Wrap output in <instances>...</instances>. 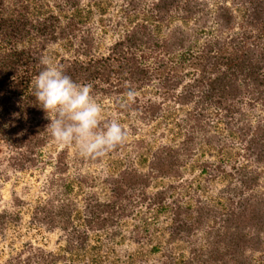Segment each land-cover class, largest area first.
Masks as SVG:
<instances>
[{"label": "trees", "instance_id": "obj_1", "mask_svg": "<svg viewBox=\"0 0 264 264\" xmlns=\"http://www.w3.org/2000/svg\"><path fill=\"white\" fill-rule=\"evenodd\" d=\"M239 1L245 6L248 29L208 38L192 49L189 36L178 28L158 37L145 23H136L113 41L105 55L95 56L91 53V37L80 33L74 17L60 20L52 12L38 16L25 0H0V123L9 135L8 167L20 170L36 166L38 149L54 140L46 130L50 121L32 95L33 80L43 68L42 51L49 43L76 36L72 56L60 58L56 64L76 82L91 83L94 91L117 97L130 86L136 90L154 80L163 99L191 106L185 118L190 132L184 134L177 146L159 145L151 153L144 172L127 168L105 177L106 200H99L92 192L82 197L81 228L75 227L70 217L74 203L67 198L68 188L61 178L65 171L62 153L55 158L51 175L56 177H50L49 195L43 204L34 207L32 219L48 229L61 230L67 249L81 248L87 232L112 227L130 214L134 206L130 204H136V197L148 200L146 206L166 202L174 185L168 184L150 194L145 189L154 178L179 177L180 167L191 156L195 140L208 142L214 138L203 133V113L208 108L219 112L222 121L237 123L242 148L256 163L264 162V121L244 120L241 107H264V0ZM60 2L68 10L77 6V0ZM201 4L195 0H155L150 9L156 20H162L174 8L181 11L183 18L201 19L205 15ZM127 5L134 4L128 0ZM221 17L222 6L218 5L214 18L219 29L224 21ZM227 28L232 30L231 25ZM127 108L136 107L130 104ZM158 109V103L148 101L139 112L153 116ZM234 172L237 183H228L224 188L238 193L239 198L233 202L228 197L227 207L221 212L206 203L200 204L197 198L192 205H182L176 198L167 200L171 215L169 239L201 229L208 218L217 222V226L206 230L203 249L190 246V257L177 264H250L251 254L264 243V192H252L260 173L256 168L243 167ZM53 186L58 190L51 192ZM244 192L248 195L241 197ZM28 248L24 257L18 254L0 264H50L56 258L39 248Z\"/></svg>", "mask_w": 264, "mask_h": 264}, {"label": "rangeland", "instance_id": "obj_2", "mask_svg": "<svg viewBox=\"0 0 264 264\" xmlns=\"http://www.w3.org/2000/svg\"><path fill=\"white\" fill-rule=\"evenodd\" d=\"M25 1L34 7L31 10L38 16L52 12L57 13L60 20L74 17L79 23L80 33L91 37V53L95 56L105 55L113 41L136 23H145L158 37L178 28L189 36L188 43L192 49L208 38L249 28L248 19L243 14L245 6L239 0H195L203 4L200 6L205 15L201 19L197 16L183 18L181 11L174 8L165 13L162 20H156L150 9L155 0H132L133 6L127 5L128 0H77V6L70 10L63 8L60 0ZM218 5L222 6L224 15L220 29L214 18ZM230 25L232 30L227 28ZM75 38L47 44L42 56L51 57L55 63L60 58H70L72 48L77 45ZM136 92L132 103L136 108L129 109L120 107L124 95L114 97L113 94L105 95L93 90L94 97L103 107L102 119L115 118L128 130L126 142L101 159L83 158L75 146L58 145L49 140L36 152V166L12 169L6 164L9 135L5 132L6 126L0 123V214H3L0 218V263L18 254L24 257L29 252L28 247H36L56 257L50 264H159L161 261L177 264L190 257V246L203 249L206 230L211 225L217 226V222L208 218L201 229L169 239L171 215L167 200L176 198L182 205H192L197 198L200 204L206 203L221 212L227 207L228 197L233 202L239 198L238 193L224 188L228 183H237L234 171L239 167L246 170L256 168L260 174L257 187L252 192H264V162L256 163L254 157L242 148L237 123L222 121L219 112L208 108L203 113V133L214 138L208 142L195 140L191 156L180 167L179 177L154 178L145 189V193L150 194L168 184L174 185L166 202L146 206L148 200L136 197V204H130L134 205L130 214L112 227L87 232L86 242L81 248L67 249L66 237L61 230L48 229L32 219L34 207L43 204L49 195V179L56 177L51 175L53 163L60 153L65 163L61 178L68 188L67 198L74 203L70 217L73 225L81 228V205L85 194L92 192L99 200H106L108 188L103 182L105 177L127 168L146 171L151 153L159 145L175 147L184 134L190 132V123L185 120L190 113V105H178L172 99H163L154 80ZM148 101L159 104L153 116L139 112L140 106ZM241 107L244 120L252 123L264 121L263 105ZM204 163L207 166L203 167ZM56 189L53 186L50 191ZM220 189L225 190L221 193ZM247 195L244 192L240 196ZM249 262L264 264V243L251 254Z\"/></svg>", "mask_w": 264, "mask_h": 264}, {"label": "clouds", "instance_id": "obj_3", "mask_svg": "<svg viewBox=\"0 0 264 264\" xmlns=\"http://www.w3.org/2000/svg\"><path fill=\"white\" fill-rule=\"evenodd\" d=\"M40 64L32 95L49 119L46 130L58 145L75 146L83 158L101 159L126 142L128 130L117 119H102L103 107L91 83L76 82L49 56H42ZM136 96L130 86L120 107L127 108Z\"/></svg>", "mask_w": 264, "mask_h": 264}]
</instances>
